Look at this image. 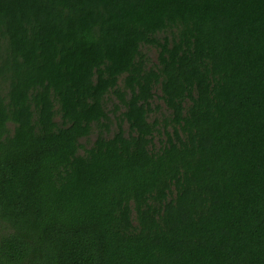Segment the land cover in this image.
Wrapping results in <instances>:
<instances>
[{
    "label": "trees",
    "instance_id": "1",
    "mask_svg": "<svg viewBox=\"0 0 264 264\" xmlns=\"http://www.w3.org/2000/svg\"><path fill=\"white\" fill-rule=\"evenodd\" d=\"M0 264H264V0H0Z\"/></svg>",
    "mask_w": 264,
    "mask_h": 264
},
{
    "label": "rangeland",
    "instance_id": "2",
    "mask_svg": "<svg viewBox=\"0 0 264 264\" xmlns=\"http://www.w3.org/2000/svg\"><path fill=\"white\" fill-rule=\"evenodd\" d=\"M145 51L149 54L151 60H155V58L157 57V51L155 48L153 47L145 48ZM95 137H96V132H93L88 137L82 138L80 142L82 143L83 147L80 148L79 153L81 154L85 153V151L92 146ZM156 142H157V147L160 146L158 141Z\"/></svg>",
    "mask_w": 264,
    "mask_h": 264
}]
</instances>
